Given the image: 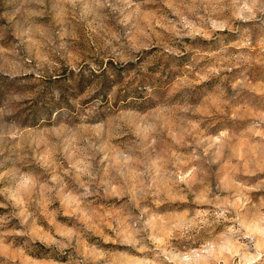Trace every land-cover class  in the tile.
I'll list each match as a JSON object with an SVG mask.
<instances>
[{"label":"clouds","instance_id":"1","mask_svg":"<svg viewBox=\"0 0 264 264\" xmlns=\"http://www.w3.org/2000/svg\"><path fill=\"white\" fill-rule=\"evenodd\" d=\"M257 63L264 0H0V264H264Z\"/></svg>","mask_w":264,"mask_h":264},{"label":"rangeland","instance_id":"2","mask_svg":"<svg viewBox=\"0 0 264 264\" xmlns=\"http://www.w3.org/2000/svg\"><path fill=\"white\" fill-rule=\"evenodd\" d=\"M153 10H156L157 5L151 6ZM210 46L207 42H197L195 44L190 45V50L187 56L181 60L179 63L175 65V68L170 70V62L164 60L163 58L156 61L153 67L149 69L150 76H154L157 72H161L163 77H168L169 79L164 80L161 79L158 81L161 87L169 88L172 87L175 83L176 77L181 76L184 73V66L194 60L198 55H202L203 53L209 51ZM214 50V47H212ZM156 51V49H153ZM203 64L204 61H201ZM132 67L131 65L129 66ZM248 88L245 90L240 96H238L235 100L231 101V108L225 109L223 113H216L213 117L208 118L205 124L202 127L208 131L212 132L214 129L219 128L223 125H231L232 121L230 120L231 112L239 111L241 118L237 122L236 130L238 134L242 133L246 128L248 122L251 119V113L264 109V66L257 63L254 65L248 74ZM90 82L81 81V88H86ZM110 82L105 81L104 87H108ZM7 82L0 81V87H6ZM229 94H231V90L229 89ZM35 111V110H34ZM191 199V197L189 198ZM57 205H49L48 209L51 212L56 210ZM8 210L0 208V215L6 214ZM58 219H63L62 217H58ZM67 222V221H65ZM38 225L43 228L48 227L47 220L41 216ZM103 231V226L101 227ZM33 259L39 261L40 264H47V261L51 258H54L52 254L47 249L43 247L38 248L33 254Z\"/></svg>","mask_w":264,"mask_h":264}]
</instances>
